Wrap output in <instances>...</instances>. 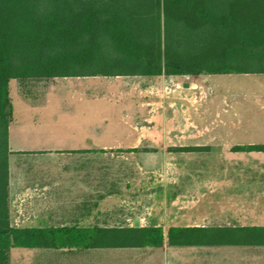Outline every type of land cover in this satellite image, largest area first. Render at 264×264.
Wrapping results in <instances>:
<instances>
[{
    "label": "trees",
    "instance_id": "16d2710c",
    "mask_svg": "<svg viewBox=\"0 0 264 264\" xmlns=\"http://www.w3.org/2000/svg\"><path fill=\"white\" fill-rule=\"evenodd\" d=\"M229 74H264V0H0V264L14 247L264 246V226L170 227L164 235L156 225H10L12 81ZM232 151L264 153V144Z\"/></svg>",
    "mask_w": 264,
    "mask_h": 264
},
{
    "label": "rangeland",
    "instance_id": "374dc122",
    "mask_svg": "<svg viewBox=\"0 0 264 264\" xmlns=\"http://www.w3.org/2000/svg\"><path fill=\"white\" fill-rule=\"evenodd\" d=\"M178 79V104L174 109L177 113L170 111L175 98L168 88L163 94L162 118L164 124H178L175 133L179 143L201 144L189 146L198 148L197 151L177 150L185 146H163L107 150L91 156L62 154V190H114V202L94 208L93 212L97 210L98 214H92L85 225L127 227L137 219L139 227L160 226L165 235L170 227L264 224V190H218L242 181L236 178L237 172L264 174L263 153L232 151L236 143L264 142V131L219 130L222 123H250L264 128V74L203 75L192 87L182 85L192 83L189 77ZM25 81L11 82L14 106L17 83ZM66 82L74 83L75 79ZM66 102L68 106L63 112L59 107H49L35 114L34 109L30 118L34 121L37 115L35 123H47L49 114L57 113L56 119L66 126L88 119L76 100L68 98ZM145 149L147 152H142ZM80 182L87 188L80 187ZM247 218L260 222L242 221ZM39 250H43L41 254L37 249L14 247L9 253V264H170L176 260L161 248ZM189 257L185 254L183 262L190 261ZM212 259L218 264L217 251Z\"/></svg>",
    "mask_w": 264,
    "mask_h": 264
},
{
    "label": "crops",
    "instance_id": "0c3cea01",
    "mask_svg": "<svg viewBox=\"0 0 264 264\" xmlns=\"http://www.w3.org/2000/svg\"><path fill=\"white\" fill-rule=\"evenodd\" d=\"M68 79H75V82L68 83ZM196 81L182 85L192 87ZM21 84L22 87L28 85L27 89H21ZM179 84L178 76L164 75L55 78L47 82L17 83L19 89L15 91L16 106L12 103L8 142L10 225L17 229H36L57 228L73 222L70 225L92 227L85 224L92 214H98L99 211L93 212V209L114 202V190H62L63 153L91 156L104 154L107 150L200 146L191 142L179 143L178 124H164L163 94L168 88L174 93L175 105L170 110L174 112ZM68 98L82 106L83 116L89 115L87 120L66 126L56 119L57 113L49 114L47 123H35L37 115L34 121L30 118L34 109L35 114L49 107H59L63 112L68 106ZM220 129L246 133L264 131L263 126L250 123H222ZM168 131L170 134L164 135ZM247 145L257 143L233 144ZM235 175L242 181L218 190H264V174L242 171ZM79 186L87 188L81 182ZM242 221L260 222L255 218ZM252 226L264 224L237 227ZM35 249L40 254L43 251ZM161 250L170 252L176 259L170 264H215L212 258L216 251L218 264H264V246L169 247L165 242ZM185 254L190 255V261L186 263L183 262Z\"/></svg>",
    "mask_w": 264,
    "mask_h": 264
},
{
    "label": "water",
    "instance_id": "95a60500",
    "mask_svg": "<svg viewBox=\"0 0 264 264\" xmlns=\"http://www.w3.org/2000/svg\"><path fill=\"white\" fill-rule=\"evenodd\" d=\"M133 226L134 227H139V223H138V220L137 219H134L133 220Z\"/></svg>",
    "mask_w": 264,
    "mask_h": 264
}]
</instances>
